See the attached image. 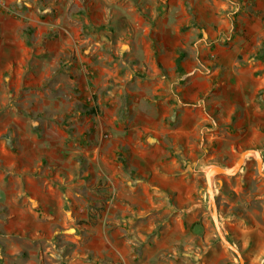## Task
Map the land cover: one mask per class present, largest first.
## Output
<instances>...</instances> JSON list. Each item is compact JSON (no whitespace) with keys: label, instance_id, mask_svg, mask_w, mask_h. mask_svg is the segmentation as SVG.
I'll return each mask as SVG.
<instances>
[{"label":"rangeland","instance_id":"374dc122","mask_svg":"<svg viewBox=\"0 0 264 264\" xmlns=\"http://www.w3.org/2000/svg\"><path fill=\"white\" fill-rule=\"evenodd\" d=\"M250 149L264 0H0V264H239L204 169ZM213 188L263 264L255 156Z\"/></svg>","mask_w":264,"mask_h":264},{"label":"water","instance_id":"95a60500","mask_svg":"<svg viewBox=\"0 0 264 264\" xmlns=\"http://www.w3.org/2000/svg\"><path fill=\"white\" fill-rule=\"evenodd\" d=\"M251 152L256 159V167L258 173L264 177V171H262V160L260 158L259 152L255 149L244 150L242 151L237 159L232 163L230 166L221 167L218 165H210L206 169H204V178L206 183V192L210 201L211 206V220L216 231L218 238L221 242L234 254L237 258L239 264H244L243 256L241 255L240 251L227 239L226 235L224 234L218 219V212L216 206V199L214 195V188H213V180L219 175H234L238 170L241 168L242 164L246 159V153ZM264 264V260H263Z\"/></svg>","mask_w":264,"mask_h":264},{"label":"crops","instance_id":"0c3cea01","mask_svg":"<svg viewBox=\"0 0 264 264\" xmlns=\"http://www.w3.org/2000/svg\"><path fill=\"white\" fill-rule=\"evenodd\" d=\"M175 65H176V67H178L179 66V62H178V60H176V62H175ZM174 77V76H173ZM172 77V75H171V77L169 76V77H167V79H166V81H170V80H173L174 78ZM170 86V85H169ZM165 86V87H163L162 89H160L159 91H158V93H161V94H164L165 92H168L169 94H170V99H169V103H170V109L173 107V106H175V105H177V100L175 99V97H174V95H173V92H172V87L170 86ZM126 91H128V90H126ZM130 93L131 94H135V93H132L131 91H130ZM130 97V96H129Z\"/></svg>","mask_w":264,"mask_h":264},{"label":"bare ground","instance_id":"6f19581e","mask_svg":"<svg viewBox=\"0 0 264 264\" xmlns=\"http://www.w3.org/2000/svg\"><path fill=\"white\" fill-rule=\"evenodd\" d=\"M249 153H251V152H247L246 154H249Z\"/></svg>","mask_w":264,"mask_h":264},{"label":"trees","instance_id":"16d2710c","mask_svg":"<svg viewBox=\"0 0 264 264\" xmlns=\"http://www.w3.org/2000/svg\"><path fill=\"white\" fill-rule=\"evenodd\" d=\"M179 62V61H178ZM91 110V109H90Z\"/></svg>","mask_w":264,"mask_h":264}]
</instances>
